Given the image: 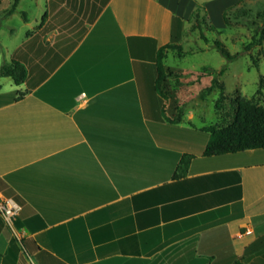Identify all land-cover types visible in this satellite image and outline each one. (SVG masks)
<instances>
[{
  "label": "crops",
  "instance_id": "0c3cea01",
  "mask_svg": "<svg viewBox=\"0 0 264 264\" xmlns=\"http://www.w3.org/2000/svg\"><path fill=\"white\" fill-rule=\"evenodd\" d=\"M240 1L203 5L221 23ZM194 3L0 0V66L26 71L0 74V194L21 206L0 264H264V148L202 155V111L155 90Z\"/></svg>",
  "mask_w": 264,
  "mask_h": 264
},
{
  "label": "rangeland",
  "instance_id": "374dc122",
  "mask_svg": "<svg viewBox=\"0 0 264 264\" xmlns=\"http://www.w3.org/2000/svg\"><path fill=\"white\" fill-rule=\"evenodd\" d=\"M194 1L195 6L188 14L186 28L178 42L182 47V55L178 57L176 52H171L166 60V69L172 75L165 86V92L175 104H183L188 112L203 114L202 119L200 115H194L191 121L198 127L210 125L217 118L214 100L218 91L214 90L207 101L198 98L200 88L209 85L211 79L202 71L203 66L216 70L225 67L223 75L214 77L225 86L228 99L226 109L230 100L236 96L255 97L259 100L263 98L256 91L260 77H264V42L258 38V28L264 22L260 15L264 11V0H244L230 6L232 9L226 8L227 23L223 20V14L220 23L216 16L206 10L203 3L208 0ZM210 23L220 34L210 31ZM215 39L220 40L231 53L239 52V57L227 61L212 46ZM175 76L181 84L178 89L172 87Z\"/></svg>",
  "mask_w": 264,
  "mask_h": 264
},
{
  "label": "trees",
  "instance_id": "16d2710c",
  "mask_svg": "<svg viewBox=\"0 0 264 264\" xmlns=\"http://www.w3.org/2000/svg\"><path fill=\"white\" fill-rule=\"evenodd\" d=\"M18 0H11L10 7L5 10V14L13 13L17 7ZM228 7L227 9H232ZM264 18V11L260 13ZM223 20L227 23V12L223 13ZM210 31L219 33L210 23ZM258 38L260 42H264V22L263 26L258 28ZM212 46L227 61H233L239 57V52L231 53L227 47L218 39L212 42ZM171 52H176L178 57L182 55V47L178 43H170L161 47L157 54L155 80V90L160 94L163 93V87L171 79V72L166 69V60ZM225 67L219 70L210 66H203L204 74L211 76L210 84L205 88H200L198 98L207 101L210 94L216 90L217 98L214 100V109L217 113L216 120L208 126L203 127L200 131L204 135L205 144L202 149V155L214 156L226 153H236L247 149L264 148V77H260L256 94L263 95L261 100L252 97L236 96L230 100L228 109H226L227 96L225 95V86L219 81L215 75L221 76L225 72ZM0 74L10 76L15 84H19L26 76L23 65L16 61L0 66ZM203 76V73H201ZM175 76L173 87L181 86ZM24 93L17 92L15 100L20 99ZM193 155L186 154L182 156L178 167L186 169ZM232 264H258L256 261L247 263L243 261H235Z\"/></svg>",
  "mask_w": 264,
  "mask_h": 264
},
{
  "label": "built area",
  "instance_id": "2783aa9c",
  "mask_svg": "<svg viewBox=\"0 0 264 264\" xmlns=\"http://www.w3.org/2000/svg\"><path fill=\"white\" fill-rule=\"evenodd\" d=\"M20 210L21 206L12 198L0 194V216L10 227L14 226ZM246 231H249V228H246Z\"/></svg>",
  "mask_w": 264,
  "mask_h": 264
}]
</instances>
